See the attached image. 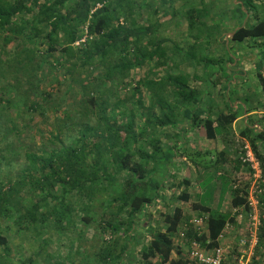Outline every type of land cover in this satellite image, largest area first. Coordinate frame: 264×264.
Instances as JSON below:
<instances>
[{
	"label": "trees",
	"instance_id": "16d2710c",
	"mask_svg": "<svg viewBox=\"0 0 264 264\" xmlns=\"http://www.w3.org/2000/svg\"><path fill=\"white\" fill-rule=\"evenodd\" d=\"M190 1L0 0L1 51L11 45L0 57V74H7L19 91L24 85L26 90L30 87L27 92L39 93V101L28 108L31 116L49 122L48 115H53L52 122L30 133L26 132L29 125L6 123L0 113V162L16 166L10 177H0V252L5 262L86 264L89 258L92 264H122L139 215L162 199L166 172L159 165L171 164L180 134L189 128L200 130L209 141L230 137L236 113L202 117L194 110L201 95L189 85L193 78L172 74L181 72L179 50L182 61L195 60L197 40L181 46L159 35L163 19L176 14L174 5L187 6ZM198 3L199 9L190 6L185 11L192 38L205 31L203 22L211 8L206 0ZM230 12L232 42L258 40L264 56V0H238ZM247 17L249 23L242 26ZM150 66L152 72L164 73L138 75ZM256 72L264 94V77L259 69ZM60 83L68 89L58 95L61 99L78 89L70 115L58 101L52 107L61 90L54 85ZM257 124L264 125V116ZM245 131L243 137L264 180L260 149L264 132L253 137L249 126ZM177 151L187 159L183 150ZM214 167L225 186L223 194L230 193L232 211L244 206L243 182L249 174L241 160L237 158L234 167L227 166L230 172L224 164L216 162ZM235 180L243 182L233 190ZM189 186L187 180L177 186L182 187L178 201L191 202ZM191 207L206 217L207 234L198 236L189 225L190 216L175 207L163 216V230L147 228L149 240L139 250L137 264H195L183 256L179 235L183 233L187 243L202 246L210 241V249L218 246L225 226L236 222L234 215L218 213L200 202ZM91 226L111 234L97 250L86 247L91 240L86 238V229ZM11 227L18 238L36 241L38 248L28 255L16 246L7 236ZM68 231L76 232L74 240L66 242L71 250L63 258L48 254L45 249L51 235L65 239ZM258 240L256 254L264 249V222Z\"/></svg>",
	"mask_w": 264,
	"mask_h": 264
},
{
	"label": "rangeland",
	"instance_id": "374dc122",
	"mask_svg": "<svg viewBox=\"0 0 264 264\" xmlns=\"http://www.w3.org/2000/svg\"><path fill=\"white\" fill-rule=\"evenodd\" d=\"M215 4L216 6L214 7ZM225 8H226V5H224L223 0H214L213 10H215V12L217 13V19L213 20L212 22L211 21L209 22L211 26H209L204 31L205 33H201V32L195 33L194 34L195 40L201 39V36L206 35V33H208V39L210 38L212 39V41L214 40V36H215L214 33L217 30L222 29L224 22L228 20L231 14V12L227 13V9ZM176 9H177L176 14L175 15L170 14L169 16H166L165 20L171 23L176 22L177 24L180 23V25H183L185 21L184 12L182 13V10L179 8V4L176 6ZM208 15L212 17V14L210 13ZM213 24L215 26H213ZM180 25L176 27L180 29ZM171 26H174V25L172 24ZM204 37L201 39V42L199 43L196 42L198 47L196 49L197 52L195 53V56H196L195 60H193L192 62L193 66H195V68L193 69V72H173L172 74L191 73L188 76L190 78H194V82L197 81L198 89L203 92H207L209 94V97H211L209 100H207V104L213 108L212 111L219 114L220 112H222V110L219 111L218 109H215V107L213 106L214 101H212V99H215L213 94H215V92L217 91L215 84L218 81V77L219 79H221L226 75L225 74L226 65L225 63L223 64V62L225 61V58H222V55L220 54L218 50L219 47L217 45H215V47L217 48V52L212 51L213 47L211 49H208L209 48L208 45L202 43ZM173 40H177V43L182 42L179 36V32H176L174 34ZM256 42H257L256 43L257 47H259L261 50L262 47L259 46L260 44L259 41L257 40ZM1 43H2V40L0 38V57H3L4 54H6L9 50H11L10 49L11 45H9V47L1 51ZM251 44L252 43L248 41L239 46L236 45L233 52H235V49L236 50L241 49L243 46L246 45L247 46L246 48L248 49L243 48V51L246 52L244 53V55L253 56L251 58L250 64H248V61L246 64L249 66V68H251V65L252 66L259 65L261 64V61H262V64H261V67H262V65H264V61H263L264 56H262V54L260 53L261 51L259 50V48L254 49L253 47L250 46ZM186 45H190V44H188V42L186 41ZM180 52L181 51L179 50V57L183 56V54H180ZM199 59H202L203 62L202 60L199 61ZM238 61L240 64L241 61L240 60ZM1 62L2 61H0V66H1ZM147 72L148 71L145 70L144 73L142 72H139V73L137 72V73L138 75L142 76L143 74L146 75ZM216 73H218V75ZM21 74L22 73H19L17 77L20 78ZM216 75H217V78H216ZM226 78L227 77H225V79ZM13 86L14 84L10 81V77L7 74H4V75L0 74V97H2V99H0V113H1V119L3 121H5L6 123H12L14 121L18 124L29 125L31 130L28 128L30 131L27 130L26 132H30V133L34 129L53 121L52 120L53 115L51 114L48 115L49 122H45L43 117L41 116L38 117L36 115L31 116L28 113L29 106L33 102L39 101V96H38L39 93L27 92L28 90H30V87H28V89L26 90L24 88V85H22V89L20 91L15 89V87ZM54 87L55 89L57 87L58 88L61 87V90L55 94L54 99H56V97L57 99L52 101V107L56 108L57 106L56 103L58 101L59 103L58 106H61L62 109L64 110H66L67 108L68 114L70 115V112L72 110L69 108H71L72 106V100L77 96L78 89H75V93L73 96H70V97L68 96L67 98L61 99L59 97H62V96H58V95H60L61 91L64 92V90L65 91L68 90L67 87L62 83H60L59 86L58 84H56V86L54 85ZM258 93H259V89H258ZM254 97H257V95H255ZM194 110H196L197 113L201 115V113L199 112L200 109L198 107L194 108ZM239 112L241 111L239 110ZM2 120L0 121L1 125H3ZM181 141H182V138L180 136V140L178 141L177 145H175L176 149L173 152V159L171 160V164L167 166L166 164L159 165L160 168L165 169L164 171L166 172L165 179H164V187L162 191V199L154 206L146 207L144 209V212L139 215L138 220H137V225L135 226V231L133 234V240H131L129 244V250L126 252L127 254L122 264H137L138 258H139L138 256L139 250L149 240L150 234L147 228H150L152 230H157V229L163 230L165 228V224L163 223V216L166 214L172 213L175 207L182 208L184 214L190 216V220H191L193 217L198 216V212L192 209L191 204H194V202L197 201V202H200L201 205L207 208H211L212 206L211 203H213V200H214L213 199L214 190H215L214 188L216 184L217 185L221 184L220 177H218V175L217 176L215 175L216 169L213 164L214 161H212V158L215 156V152L210 151L206 154L201 155L200 153H198V152H202L201 150H197L198 152H195V153L191 152L190 150L186 151V155H187L186 157L188 159V162H190L194 166L201 165L204 168V170H206L205 172L206 174H203L204 175V176L202 175L203 179L200 180L199 178H196L198 175L197 169L193 165L191 166L194 171L185 172L184 171L185 166H183L182 164H179L183 162L182 161L183 156H181L179 151H177L180 148L179 142ZM203 142L204 141L202 138H197L196 140V143L201 147V149H203ZM244 142H246V140L244 141V140H239V139L238 140L233 139L232 141H229L230 150L233 155H237L236 156L237 158L239 157V153H241ZM173 162H176V163H173ZM15 168L16 166L13 163L7 166L5 165V162H2V164L0 162V174H2L0 177L5 180L7 177H10V174L15 172ZM183 168L184 170H182ZM220 171H222V173H225L224 169H221ZM194 172H196V174H194ZM154 178H158V174L155 173ZM183 180H187L190 182L188 192L191 197V200H190L191 202L189 203L188 202L183 203L177 200V196L180 195V192L182 191V187L178 189L177 186ZM198 181H200V187L197 188ZM221 185L223 186V190H225V186L223 184ZM198 189L202 191L201 192L202 195H199L196 197L195 192H198L199 191ZM75 222L77 226L76 228L79 229L80 227L77 224V219H75ZM244 225L245 224H243V228L241 231V233L243 232L242 236L245 234ZM75 234L76 232L72 234L71 231H68L67 235L65 237H62L65 239L58 238L57 237L58 235L52 234L50 242L47 244L45 250L48 252V254H51L54 257L60 256L63 258L65 253L68 252V250H71V246H70L71 244H68L66 242L69 240H74L73 238ZM7 236L11 238L12 242L16 246H21L22 249L28 255L32 254L33 251H35L38 248V243L36 241L29 242V241L24 240L21 237L18 238L15 235V231L13 227H11L9 232H7ZM110 236L111 234L108 233L104 235L100 233L99 230H96L94 226H91L89 227V229H86V238L87 237L91 238V240L90 239L88 240V244L86 245V247L89 249L95 248L97 250L98 245L104 242L105 240H107L108 238H110ZM182 249H185L186 251L187 247L182 244ZM11 253L14 256V253H15L14 249H11ZM92 263H93V259H89V258L86 259V264H92ZM0 264H8L1 257V252H0Z\"/></svg>",
	"mask_w": 264,
	"mask_h": 264
},
{
	"label": "crops",
	"instance_id": "0c3cea01",
	"mask_svg": "<svg viewBox=\"0 0 264 264\" xmlns=\"http://www.w3.org/2000/svg\"><path fill=\"white\" fill-rule=\"evenodd\" d=\"M223 2L224 5H226L225 9H227V13H229L234 8V6L238 4V0H223ZM206 3L210 4L211 8L209 13L212 14V17L208 15L204 20L203 25L205 26V30L209 26H211L209 23L210 21L212 22L213 20L217 19V13L215 12V10H213L214 0H206ZM178 4H179V8L182 10V13L184 12V17H185V11L190 6H194L198 9L200 8V4L198 3V0H191L190 4H188L187 6L183 5L181 2L175 4L174 5L175 11L177 10L176 6ZM215 6L216 4L214 5V7ZM165 19L166 18L163 19L164 21L163 27L159 29V35L162 39H169L172 43L180 44L181 46L182 44H185L186 41L189 44H193L195 39L188 35L191 31L190 30L188 31L186 20L184 21L183 25H180V23L179 24H177L176 22L171 23ZM248 23H249V18L247 17L243 22L242 26H245ZM172 24L174 26H171ZM179 25H180V29L176 27ZM213 26L215 25L213 24ZM233 26L234 25L231 21V17L229 16L228 20L224 22L222 29L217 30L214 33L215 36L213 41L210 38L208 39V33H206V35L201 36V39L204 36H206L204 37L202 43L207 44L209 47L208 49H211L213 47L212 49L213 52H217V48L215 47V45H217L219 47L218 50L222 55V58H225V61L223 60L224 61L223 64L225 63L226 65V72H225L226 75L224 74L225 76L221 79H219L218 77V81L215 84L217 91L215 92V94H213V96L215 97V99H212V101H214L213 106L215 107V109H218L219 111L222 110V112H220L219 114L231 116L236 113L238 117L232 124V133H230V137H232V140L234 138V140L239 139L245 141L243 134L246 133L245 128L247 126H249L250 134L253 137H257L256 135L258 132L260 133L264 132V125L257 124L259 118L264 116V94L261 92L260 85L256 77L257 69L260 70L261 75L264 77V67H263L264 65H262L261 67L262 64L261 61V64L254 66L251 65V68H249V66L246 63L248 61V64H250L251 58L253 56L244 55V53L246 52L243 51V48H246L247 47L246 45L243 46L241 49H237V50L235 49V52H233L236 45L239 46L241 44L248 42V41L243 43L232 42ZM176 32H179L180 39L182 40V42L180 43H177V40H173V36ZM202 33L205 32L203 31ZM201 39H198L197 43L201 42ZM256 41L257 40L249 41L252 43L250 46L253 47L254 49L259 48L256 45L257 43ZM260 53L262 54V52ZM238 60L241 61L240 64ZM178 62H179V71L193 72L195 66H193L192 62L182 61V56L178 57ZM152 69L153 68L150 66L147 69L148 72L146 75L149 76L154 74L161 75L162 73H164V72H152ZM190 74L191 73H187L186 75H190ZM216 74L218 75V73ZM225 77L227 78L225 79ZM189 85L192 88L196 89L201 95V103L198 105V108L200 109L199 112L201 113L202 117H206L207 115H209L212 119H214L216 115H219L214 111H212L213 108L207 104V100H209L211 97H209V94L207 92H203L198 89L197 87L198 83L197 81L194 82V78L191 79ZM258 89H259V93H258ZM255 95H257V97H254ZM239 110L241 112H239ZM188 124L189 122L186 121L185 125L187 126ZM176 133H179V131L177 130ZM180 136L182 138V141L179 142L180 145L179 149L185 152L184 156H186L187 150H190L191 152L194 153L198 152L197 150H201L202 152H198L201 155L212 151L215 152V156L212 158V161H214L213 164L216 162L218 164L220 163V166L221 165L223 166L224 164L226 166V170H228L229 172L230 169L227 168V166L230 165L233 167L235 166L237 155H233L230 150V145L228 144L229 141L232 140H230L229 136L228 137L217 136L215 140L209 141L204 137L203 133L200 130L189 129V128H187L185 134L182 135L180 134ZM197 138L203 139L204 141L203 149H201V147L196 143ZM260 149L262 154H264V142L260 145ZM238 159L240 158L238 157ZM182 161H183L182 163H179L185 166V170L184 168L182 170H184L185 172L194 171L191 166L193 164L188 162V160H186L184 157L182 158ZM222 162L224 163L221 164ZM194 167L197 169V174H198L196 178L202 180L204 176L203 174H206L205 173L206 170H204V168L201 165ZM194 174H196V172H194ZM263 184H264V180H263ZM198 187H200V181H198L197 188ZM214 189H215L214 198H213L214 200L213 203H211L212 204L211 209L217 210L218 213L229 214L230 216H232L233 211L232 208L230 207L231 198L229 195L230 194L229 191H226V193L223 194L224 190L221 184L219 185L216 184ZM263 191H264V186H263ZM201 192L202 191L200 190L198 192H195L196 197L202 195ZM263 200H264V193H263ZM243 224L236 219V222L234 224H229L231 226V229L225 233V235L221 240L218 241V245L224 251V264H252L253 262H260L261 264H264V249H259L260 252L256 254L257 248L255 249L254 252L250 253L239 246V240L241 237L244 236V235L242 236L243 232L241 233ZM181 251L183 256L186 257L185 249H182Z\"/></svg>",
	"mask_w": 264,
	"mask_h": 264
},
{
	"label": "built area",
	"instance_id": "2783aa9c",
	"mask_svg": "<svg viewBox=\"0 0 264 264\" xmlns=\"http://www.w3.org/2000/svg\"><path fill=\"white\" fill-rule=\"evenodd\" d=\"M81 43L84 40L80 41ZM78 45V44H76ZM240 160L246 169L245 174H249V179L245 182L242 180H235L232 189L236 190L241 182L245 186L246 203L244 206L234 209L232 215L240 223H244V236L239 240V246L248 252L252 253L258 247V234L264 222V207L262 206L263 196V174L259 162L255 159L254 153L247 142H244ZM207 219L205 216H195L189 221V225L197 233L198 236L207 234ZM231 229L227 224L225 229L220 233L217 241L221 240L225 233ZM180 238L183 239V245L187 247L186 258L195 264H223L224 251L218 245L217 247L207 248L210 241L205 243V246L200 245L199 242H185L184 235L181 233Z\"/></svg>",
	"mask_w": 264,
	"mask_h": 264
},
{
	"label": "water",
	"instance_id": "95a60500",
	"mask_svg": "<svg viewBox=\"0 0 264 264\" xmlns=\"http://www.w3.org/2000/svg\"><path fill=\"white\" fill-rule=\"evenodd\" d=\"M233 36V35H232Z\"/></svg>",
	"mask_w": 264,
	"mask_h": 264
}]
</instances>
